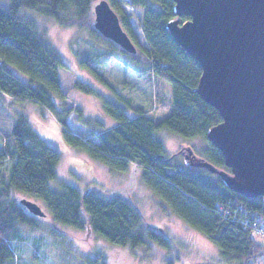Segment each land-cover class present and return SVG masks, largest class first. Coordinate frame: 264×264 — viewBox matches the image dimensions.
Masks as SVG:
<instances>
[{"label": "trees", "instance_id": "1", "mask_svg": "<svg viewBox=\"0 0 264 264\" xmlns=\"http://www.w3.org/2000/svg\"><path fill=\"white\" fill-rule=\"evenodd\" d=\"M98 1L9 0L8 5L0 4V131H5L2 126L7 122L3 121L7 103H37L62 126L66 144L75 150L80 148L91 164L101 162L106 165L102 167L112 172L126 171L131 165L141 171V180L172 212L217 245L223 261L238 264L264 261L263 237L243 223L245 219L260 218L264 225V196L242 195L208 168L172 166L174 157L167 156L164 142L157 135L158 131L170 130L209 141L207 131L222 121L219 111L195 90L201 65L167 28L176 16L174 0H108L135 43L133 23L124 5L143 10L142 29L152 49L149 56L152 71L172 85L170 114L156 121L149 114L151 111L138 109V114L130 117L122 107L105 99L100 111L117 123L105 130L104 121L90 120L99 129L103 128L94 132L96 143L69 129L68 118L74 109L65 107L70 97L62 89L59 73L66 64L57 49L42 37L36 23L25 18L21 11L29 8L60 24L74 26L92 15L93 5ZM76 85L93 97L100 96L88 83L78 80ZM17 117L6 135L0 132L5 151L0 159L6 156L12 160L9 173L0 176V264H19L11 241L24 237L22 226L41 228L38 216L22 203L27 198L24 196L36 200L55 225L90 229L113 245L137 247L150 245L152 240L154 246H172L171 238L148 223L131 199L119 194L107 196L95 183L82 191L61 180V189L53 190L51 181L59 177L61 153L35 129L27 113L20 112ZM204 153L200 156L230 171L222 152L210 141ZM73 170L70 168L69 174H74ZM48 231L54 232L53 227L49 226ZM85 263L108 264L100 252L86 258Z\"/></svg>", "mask_w": 264, "mask_h": 264}, {"label": "rangeland", "instance_id": "2", "mask_svg": "<svg viewBox=\"0 0 264 264\" xmlns=\"http://www.w3.org/2000/svg\"><path fill=\"white\" fill-rule=\"evenodd\" d=\"M3 3L8 5L9 0H0V4ZM124 9L133 23L138 48L135 54L121 51L118 44L94 30V12L81 24L67 26L29 8H22L21 11L25 18L36 23L42 37L57 49L66 64V67L59 69V73L62 89L70 97L65 107L74 109L68 118L69 129L94 143L98 141L94 132L109 129L117 123L101 113L99 106L105 99L122 107L130 117L136 116L138 109L151 111L149 114L156 121L167 117L172 108L171 83L156 76L151 68L149 56L152 49L142 29L143 10L129 5H124ZM78 80L88 83L100 96L93 97V94L79 88L76 85ZM10 103L4 110L3 121L7 122L2 126L5 131H0L3 135L11 130L17 115L25 112L33 120L35 129L61 153L59 177L50 183L53 190L61 189V180L82 191L95 183L107 196L119 194L131 199L148 223L164 230L171 238L172 245L163 248L155 244L156 247L151 240L150 245L116 246L90 229L77 230L70 226L55 225L51 216L46 215L37 217L41 228L22 226L24 237L11 241L19 264H86L85 259L95 256V252L102 253L108 264H238L223 261L217 245L206 234L172 212L141 180V171L133 165L126 171L112 172L107 168L109 173L101 162L91 164L87 156L81 154L80 148L75 150L66 144L62 126L56 122L53 114L45 112L39 104L31 101H27L28 104ZM90 120H102L104 127L99 129ZM157 135L164 142L167 156L174 157L172 166H186L187 158L179 151L181 145L190 146L203 156L209 145L204 137H186L170 130L158 131ZM3 141V136H0V154L5 152L4 144H1ZM0 160V176L8 174L12 160L6 156ZM70 168H75L72 175L69 174ZM17 196L23 198L22 195ZM49 226L53 227L54 232L48 231ZM257 264H264V261H258Z\"/></svg>", "mask_w": 264, "mask_h": 264}, {"label": "water", "instance_id": "3", "mask_svg": "<svg viewBox=\"0 0 264 264\" xmlns=\"http://www.w3.org/2000/svg\"><path fill=\"white\" fill-rule=\"evenodd\" d=\"M167 28L201 65L196 92L215 107L222 121L207 131L230 171L182 146L186 166L208 168L232 190L264 196V0H174ZM95 29L126 52L137 45L108 0L94 6ZM188 16V20H183ZM22 203L33 214L46 212L33 200Z\"/></svg>", "mask_w": 264, "mask_h": 264}, {"label": "built area", "instance_id": "4", "mask_svg": "<svg viewBox=\"0 0 264 264\" xmlns=\"http://www.w3.org/2000/svg\"><path fill=\"white\" fill-rule=\"evenodd\" d=\"M252 220H254V221H252ZM243 223L246 225L248 224L247 226H249L250 228L253 227L252 230L255 233H259V235L261 237H263V239H264V225H262L263 222L261 221L260 218L258 220L257 219H245V220H243Z\"/></svg>", "mask_w": 264, "mask_h": 264}, {"label": "clouds", "instance_id": "5", "mask_svg": "<svg viewBox=\"0 0 264 264\" xmlns=\"http://www.w3.org/2000/svg\"><path fill=\"white\" fill-rule=\"evenodd\" d=\"M136 44V43H135ZM128 53V52H127Z\"/></svg>", "mask_w": 264, "mask_h": 264}, {"label": "flooded vegetation", "instance_id": "6", "mask_svg": "<svg viewBox=\"0 0 264 264\" xmlns=\"http://www.w3.org/2000/svg\"><path fill=\"white\" fill-rule=\"evenodd\" d=\"M180 151V150H179Z\"/></svg>", "mask_w": 264, "mask_h": 264}]
</instances>
